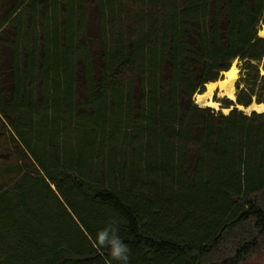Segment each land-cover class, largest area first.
I'll use <instances>...</instances> for the list:
<instances>
[{"label": "trees", "instance_id": "1", "mask_svg": "<svg viewBox=\"0 0 264 264\" xmlns=\"http://www.w3.org/2000/svg\"><path fill=\"white\" fill-rule=\"evenodd\" d=\"M94 2L96 70L86 0L0 8V264H121L91 242L109 227L128 264L245 263L264 248V113L192 98L238 61L236 106L264 105V0Z\"/></svg>", "mask_w": 264, "mask_h": 264}, {"label": "rangeland", "instance_id": "2", "mask_svg": "<svg viewBox=\"0 0 264 264\" xmlns=\"http://www.w3.org/2000/svg\"><path fill=\"white\" fill-rule=\"evenodd\" d=\"M17 1L18 0H0V8H1L2 16L8 14V12L13 8V6L15 5V3ZM86 5H87L86 6L87 19H86L84 32L80 36V42H81L82 46H84V48L87 50V54L89 55L90 62L92 63L94 70H96L97 68L100 67V64H101V48H102V42H101L100 30H99V18H98V12H97V9L95 7L94 0H86ZM6 32L7 33L5 35L4 40L6 42L11 41V39H10L11 33H9L8 31H6ZM9 60H10V53L6 49V50H4L3 58H2V66H3L2 71L4 72L3 78H2V84L4 86L6 85V83H9V80H10L9 75H8ZM232 67L235 69V72L237 71L236 72V75H237L236 80H238V75H239V63H238V61H235L232 64L231 68ZM77 69H78V72H77V105L78 106H77V108H78L79 113L86 115V113H88V110H87L86 105H85V82L83 79V73H84L83 70L84 69H83V63L80 60H78ZM222 75L223 74H221V76L219 77V80L224 79V75L223 76ZM204 92H206V85H205L202 93H204ZM219 92H220V90L215 88V90L213 91V94L210 98V100H212V102H215L218 104L217 109H212V108H209V109L214 110V112L217 114H222V115L226 114L227 115L232 109L237 107L235 104L236 96H235V99L232 101L226 97H219ZM196 95L197 94H195L192 98L193 104L196 105L197 107L201 108V109H206V107H200L199 105H197L195 103L196 102V100H195ZM235 95H236V92H235ZM135 96L137 97L138 94H135ZM229 102H232L234 104V106H230V108H226V105ZM224 110H227V112H225ZM244 112H242V113H244ZM245 115H248V114L246 113ZM92 136L99 137V135L97 133H92ZM133 146L135 148V150H134L135 153L132 154L133 156H132V161H131L130 165H133L134 170L138 171V169H140V164L143 161V155L139 149L138 138L134 139ZM105 151L106 150H102V157H100L101 160L98 163V167H100L99 176L101 178H104L105 172L107 173L106 158L103 157L106 153ZM190 160H192V158L190 156L185 158L187 165H188V163H191ZM190 165H192V164H190ZM123 167H124V169H126L127 162L125 163V165L123 164ZM189 168H190V166H189ZM190 169L194 170L193 168H190ZM111 178H112V183H113L114 187H117V185H116L117 183H116V179H115L116 174L113 173ZM243 264H264V248L257 255L250 258L249 260H247Z\"/></svg>", "mask_w": 264, "mask_h": 264}, {"label": "bare ground", "instance_id": "3", "mask_svg": "<svg viewBox=\"0 0 264 264\" xmlns=\"http://www.w3.org/2000/svg\"><path fill=\"white\" fill-rule=\"evenodd\" d=\"M259 36L264 37V25L262 29L259 31ZM236 72H235V69L232 67L229 71L223 73L224 79L219 80L216 83L207 84L206 92H204L203 94H197L195 98L196 100L195 103L199 105L200 107L217 109L218 104L210 100L215 88L220 90L219 97H226L229 100L233 101L235 99V92H236V87H235L236 82H237ZM238 107L240 110H244L248 115L253 112L258 113V114L264 113V105L252 104L247 109H243V107L241 106H238ZM224 111L227 112V110H224Z\"/></svg>", "mask_w": 264, "mask_h": 264}, {"label": "clouds", "instance_id": "4", "mask_svg": "<svg viewBox=\"0 0 264 264\" xmlns=\"http://www.w3.org/2000/svg\"><path fill=\"white\" fill-rule=\"evenodd\" d=\"M117 229L109 227L97 233L95 240H92L94 247H107L110 249V255L114 260L121 264H128L130 249L116 235ZM91 239V238H90Z\"/></svg>", "mask_w": 264, "mask_h": 264}, {"label": "water", "instance_id": "5", "mask_svg": "<svg viewBox=\"0 0 264 264\" xmlns=\"http://www.w3.org/2000/svg\"><path fill=\"white\" fill-rule=\"evenodd\" d=\"M262 27H263V25H262L260 28L262 29ZM261 29H260V30H261ZM260 30H259V31H260ZM252 104L257 105L256 103H252ZM252 104H251V105H252ZM236 108L239 110V107H238V106H237ZM247 108H248V107H247ZM247 108H244V107H243V109H247ZM239 111H242V110H239ZM242 112H244V110H243ZM244 114H246V113L244 112ZM250 114H251V113H250ZM250 114H249V115H250Z\"/></svg>", "mask_w": 264, "mask_h": 264}]
</instances>
